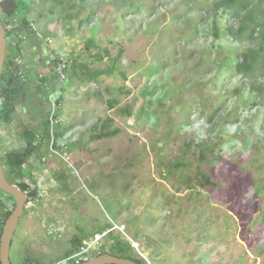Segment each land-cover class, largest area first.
<instances>
[{"label": "rangeland", "instance_id": "obj_1", "mask_svg": "<svg viewBox=\"0 0 264 264\" xmlns=\"http://www.w3.org/2000/svg\"><path fill=\"white\" fill-rule=\"evenodd\" d=\"M23 2L13 22L104 74L79 81L68 67L48 112L66 147L52 153L49 138L47 157L24 166L42 195L24 206L11 263L65 264L72 238L100 235L101 249L127 240L144 264H264V104L232 70L245 48L225 29L234 17L211 0ZM107 118L116 132L97 138ZM20 123H0L1 152L23 146ZM11 204L0 195V218Z\"/></svg>", "mask_w": 264, "mask_h": 264}, {"label": "trees", "instance_id": "obj_2", "mask_svg": "<svg viewBox=\"0 0 264 264\" xmlns=\"http://www.w3.org/2000/svg\"><path fill=\"white\" fill-rule=\"evenodd\" d=\"M60 1V0H53ZM85 1V0H80ZM1 4V21L5 29L8 23L17 14V8L23 4V0H0ZM210 7L212 11L218 10L220 12V17L226 16V18L234 17L235 25L226 26L225 29L229 32L232 40L239 46L245 44V48L240 49V52L234 53L232 70L235 75L240 77L241 81H246L248 83V89L250 94L253 95V99H259L261 103L264 104V0H211ZM92 14V12H91ZM28 21L24 16L20 18L16 26L21 29H26ZM215 27V24H213ZM214 28V31H217ZM5 31V37H6ZM87 46L93 45L92 40L88 39ZM235 46V45H234ZM94 48L96 46L93 45ZM237 47V46H235ZM80 53L71 54V59L69 60V75L79 79V81L94 80L98 75L104 74V69L99 68L91 70L87 67L86 62H84L79 55ZM19 53V51H18ZM20 54V53H19ZM88 56L93 57L95 61L102 58V54L98 51H93ZM29 68L22 67L21 63L8 62L4 59L0 74V123L4 126L10 125L14 122V111L15 105L25 99L28 89V72ZM54 76V73H52ZM35 86L33 87L34 93L38 88L37 81L43 82L45 79L39 77L38 73H34ZM55 77V76H54ZM38 79V80H37ZM52 88V87H50ZM238 91L237 89H234ZM62 92V86L60 88ZM58 110L53 111L52 117L57 118ZM110 121L109 118L102 121L99 129L96 131L95 136L97 138L112 136L115 134L116 130H107L104 126L105 122ZM50 123L48 120V113L45 120L40 124V128L35 131L28 127H24L21 131V136L23 139V146L18 149H9L1 152V162L3 167V173L6 180L9 183H15L22 191L27 194V197L33 196L37 190L36 186L30 188V182H25L24 178H30L31 173L28 172L24 166L28 162V159L38 152V148L41 143H47L50 134ZM52 137L59 136V133H52ZM56 139V138H55ZM30 180V179H29ZM0 195L5 196V198L11 200V207L14 206V199L12 196L2 192L0 190ZM1 204H3L1 202ZM11 208V209H12ZM11 209L6 210L2 213L0 218V231L3 221L10 213ZM100 232L96 233H101ZM109 247L106 249H101L98 254L110 253L116 256H121L129 258L135 261L137 264H144L143 260L135 255V252L127 240H122L120 238L111 237ZM72 249L75 251L80 244V239L77 237L72 238ZM97 253L91 254L90 257L98 255ZM74 262L66 261L65 264H73ZM20 264H40L35 262L31 258H24Z\"/></svg>", "mask_w": 264, "mask_h": 264}, {"label": "crops", "instance_id": "obj_3", "mask_svg": "<svg viewBox=\"0 0 264 264\" xmlns=\"http://www.w3.org/2000/svg\"><path fill=\"white\" fill-rule=\"evenodd\" d=\"M12 19L10 23L6 26V48H5V56L8 62L16 63L18 62V59L20 60V57H23L25 55L27 58L30 57V61L28 62V68L31 71V65L32 67L35 66L34 73L41 74L42 77L45 79V82L50 87H55L56 85L52 83L53 78V72L49 64L46 62V54L48 51H50V46L45 44L43 40H39L35 38V36L30 32L28 29H21L16 26L18 23L17 21H14ZM21 53L19 54L18 53ZM25 57V58H26ZM34 73H28V89L29 91L32 90V87L35 86V77ZM57 87V86H56ZM61 87H58L53 91L55 95H59ZM15 120L14 124L17 123V121H20L21 125L24 124V127H28L31 130L37 131L39 129V119L37 114V108L35 105H33L31 102L28 101H19L15 105ZM38 125V126H37ZM37 126V127H36ZM46 146V147H45ZM47 151V145L44 143H41L38 152L36 153V157L43 158L47 157V154H45ZM50 153V152H49ZM35 156V155H34ZM32 160V156L30 158ZM44 159V158H43ZM98 234V233H94Z\"/></svg>", "mask_w": 264, "mask_h": 264}, {"label": "water", "instance_id": "obj_4", "mask_svg": "<svg viewBox=\"0 0 264 264\" xmlns=\"http://www.w3.org/2000/svg\"><path fill=\"white\" fill-rule=\"evenodd\" d=\"M6 37L5 27L1 21V4H0V74L5 59ZM0 190L14 199V206L10 213L3 221L0 231V264H13L9 259V249L14 230L18 224L19 218L23 212L27 201V194L22 191L15 183H9L3 173V167L0 156ZM73 264H137L135 261L116 256L110 253H101L90 257L81 262Z\"/></svg>", "mask_w": 264, "mask_h": 264}, {"label": "built area", "instance_id": "obj_5", "mask_svg": "<svg viewBox=\"0 0 264 264\" xmlns=\"http://www.w3.org/2000/svg\"><path fill=\"white\" fill-rule=\"evenodd\" d=\"M30 30L33 32L34 36L37 39L43 40L45 42V44L50 45L52 43V40L50 37H42L41 34L39 32H36L33 27H31ZM46 62L53 69V73H54V76L56 78V81L59 82L60 84L66 83L68 80L67 71H68V66H69V64H68L69 61H68V58L66 57V55L62 54V53L61 54L55 53L52 50H50L47 52ZM50 111H52V110H50ZM48 120H49L50 125L53 123L59 122V119H56V118L54 119L52 117V112L48 116ZM50 134H51V137H50V143L48 145V148L52 153L57 154L58 152H61L60 148H65L66 145L62 142L55 144L54 141L56 139H54L52 137V130L51 129H50ZM59 149H60V151H59ZM65 150L63 149L64 155L62 157H63V159L68 160L70 158V156L66 155ZM29 186H30V188H32L31 184H29ZM41 195H42V192L40 190L39 191L36 190V192L33 196L27 197L26 203L29 205L34 204L40 198ZM114 228L122 231L123 226L119 227L117 225H114ZM46 231L49 233L51 232V230H48V229ZM99 238H100V235H94L89 240H83L79 244L77 249L74 252H72L70 255H68L63 260L64 261L63 263H65L66 261H71L74 263L81 262L83 260L90 258L91 254H93V253L98 254L101 250L100 243L98 242Z\"/></svg>", "mask_w": 264, "mask_h": 264}, {"label": "flooded vegetation", "instance_id": "obj_6", "mask_svg": "<svg viewBox=\"0 0 264 264\" xmlns=\"http://www.w3.org/2000/svg\"><path fill=\"white\" fill-rule=\"evenodd\" d=\"M39 40H41V39H39ZM46 56H47V54H46ZM17 63H21V60H18ZM39 77H42L41 74H39ZM52 83L55 84L57 86V88L59 86H61L60 83L56 81V78L54 76L52 78ZM37 86H38V88L36 90V93H34V89L32 87V90L29 91V93H27L24 101L31 102L33 105L36 106L37 113L43 114L42 119L40 121V124H41L43 122V120H45L46 115L49 112L50 106L53 105V102L55 101L57 95H55V93L53 92V91H55L56 87L52 86V88H50V86H48L45 81H43V82L37 81ZM15 118L16 117L14 114V120H15ZM23 128H24V126H23ZM30 158L28 159V161L30 160Z\"/></svg>", "mask_w": 264, "mask_h": 264}, {"label": "bare ground", "instance_id": "obj_7", "mask_svg": "<svg viewBox=\"0 0 264 264\" xmlns=\"http://www.w3.org/2000/svg\"><path fill=\"white\" fill-rule=\"evenodd\" d=\"M31 27H33V26H32L31 24H28L27 27H26V29L30 30ZM33 28H34V27H33ZM34 29H35V28H34ZM35 31H36V32H39V31L36 30V29H35ZM30 32H32V31L30 30ZM39 33H40V32H39ZM32 34H33V32H32ZM40 34H41V33H40ZM33 35H34V34H33ZM41 36H42V37H46V36H43L42 34H41ZM47 37H48V36H47ZM35 38H36V37H35ZM51 69H52V68H51ZM52 72H53V69H52ZM60 85L62 86V84H60ZM61 86H59V87H61ZM52 136H53V134H52ZM50 137H51V136H50ZM53 138H54V137H53ZM54 139H55V138H54Z\"/></svg>", "mask_w": 264, "mask_h": 264}]
</instances>
